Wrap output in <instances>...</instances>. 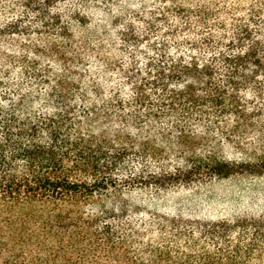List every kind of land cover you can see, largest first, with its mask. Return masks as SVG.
I'll return each instance as SVG.
<instances>
[{"label":"trees","instance_id":"obj_1","mask_svg":"<svg viewBox=\"0 0 264 264\" xmlns=\"http://www.w3.org/2000/svg\"><path fill=\"white\" fill-rule=\"evenodd\" d=\"M0 264H264V0H0Z\"/></svg>","mask_w":264,"mask_h":264},{"label":"rangeland","instance_id":"obj_2","mask_svg":"<svg viewBox=\"0 0 264 264\" xmlns=\"http://www.w3.org/2000/svg\"><path fill=\"white\" fill-rule=\"evenodd\" d=\"M240 186H249L244 184L234 183H220L216 185H209L206 188L197 189L193 191H184L171 196L170 201L174 204H181L184 207H190L189 210L202 209L204 206L207 207L205 214L211 215L210 212L220 214L224 211L226 201H230V198L238 193H245L246 189L242 190ZM253 186V185H250ZM257 186V185H255ZM212 203V209L210 203ZM215 207V210H214ZM204 214V213H203Z\"/></svg>","mask_w":264,"mask_h":264}]
</instances>
